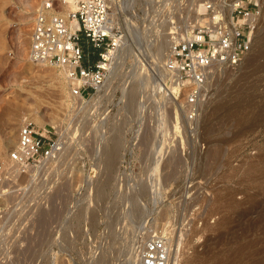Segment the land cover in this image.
<instances>
[{
    "label": "rangeland",
    "instance_id": "1",
    "mask_svg": "<svg viewBox=\"0 0 264 264\" xmlns=\"http://www.w3.org/2000/svg\"><path fill=\"white\" fill-rule=\"evenodd\" d=\"M41 1L0 0V141L11 132L15 147L25 118L59 129L63 149L47 174L0 185L19 188L0 194V264H126L153 233L170 239L169 264H264V0L250 54L214 71L192 122L157 47L204 0H107L123 45L83 103L57 69L27 59Z\"/></svg>",
    "mask_w": 264,
    "mask_h": 264
},
{
    "label": "built area",
    "instance_id": "2",
    "mask_svg": "<svg viewBox=\"0 0 264 264\" xmlns=\"http://www.w3.org/2000/svg\"><path fill=\"white\" fill-rule=\"evenodd\" d=\"M263 0H204L192 20L173 24L175 37L164 71L175 84L179 108L187 122L195 121L209 93L211 76L240 63L252 47L262 18ZM71 4L66 14L57 6ZM123 45V32L107 0H43L28 35L27 59L57 69L69 84L71 99L86 102L100 89ZM96 50L91 58L87 48ZM16 148L0 159V185L20 175L29 179L57 164L63 149L60 130L36 126L24 119L17 129ZM30 172V173H29ZM1 187L0 194L19 188ZM161 234L141 242L135 264H169L170 245Z\"/></svg>",
    "mask_w": 264,
    "mask_h": 264
},
{
    "label": "bare ground",
    "instance_id": "3",
    "mask_svg": "<svg viewBox=\"0 0 264 264\" xmlns=\"http://www.w3.org/2000/svg\"><path fill=\"white\" fill-rule=\"evenodd\" d=\"M134 1V0H133ZM130 4V3H129ZM60 8L62 9V13L63 14H66V12H67V10H69L72 6H71V4H67V3H65V4H62V3H60ZM125 6H126V3H125ZM11 9V8H10ZM167 38V37H166ZM171 44H172V41L171 40H167V41H165V43H163V44H160L159 45V43H158V47H157V52H158V59H160V61L162 60H166L167 59V57H168V54H169V50H170V47H171ZM253 44V43H252ZM264 47V46H263ZM251 50V49H250ZM119 51V50H118ZM248 54H250V53H248ZM245 58V57H244ZM243 58V59H244ZM250 58H248L247 60H249ZM161 63V62H160ZM162 64H163V62H162ZM161 66H163V65H161ZM112 69V71H113V69H115V67L114 68H111ZM161 70H162V67H161ZM110 72H111V70H110ZM110 72H109V74H110ZM165 74V73H164ZM164 74L162 73L161 74V79L163 80L164 79ZM109 76V75H108ZM156 82V90L155 91H157V89L158 88H160L161 89V87L162 86H160V84H161V81H160V79H159V81H157L156 79H154ZM170 83V82H169ZM154 84V83H153ZM163 85V84H162ZM153 86H155V85H153ZM133 88V86H131V88L130 89H128L127 91H126V93L128 94V95H130L131 94V92H132V90L134 89H132ZM136 88V87H135ZM153 88H155V87H153ZM167 88H169L170 90H174L173 88H174V86H173V83H170V85L168 86L167 85ZM138 89V88H137ZM137 89H135V90H137ZM163 89V88H162ZM134 91V90H133ZM167 91H168V89H167ZM136 93V92H135ZM165 93V92H164ZM168 96H170L169 94H168ZM167 98V97H166ZM169 98V97H168ZM129 100V102H130V99H128ZM133 100V99H132ZM168 100V99H167ZM128 102V101H127ZM128 102V103H129ZM56 112L57 111H55V112H53V117L54 116H57L56 115ZM37 114V113H36ZM35 114V115H36ZM33 116V120H35V122H37L38 124H41V119L38 117V116ZM52 115V114H51ZM52 117V116H51ZM55 118H57V117H55ZM25 118H23L22 119V121L24 120ZM54 119V118H53ZM21 121V122H22ZM55 121V120H54ZM49 122H52V119H51V121H49ZM50 124H52V123H50ZM43 127H48V126H46V125H43ZM13 136H12V133L11 132H6L5 134H4V136L2 137V139H1V141H0V151H5V150H7V149H14V148H16V147H14V145H13ZM117 140H115V139H113L112 140V144H111V146H113V145H117ZM119 145V144H118ZM163 145V144H162ZM158 146V145H157ZM102 147V154H103V156H104V161H105V163H106V165L108 166V164H111L112 162L111 161H113L114 159H111V154L113 153V151L111 150L112 149V147H104V146H101ZM116 147V146H115ZM161 147H163V146H161ZM115 149V148H114ZM118 149V148H117ZM157 151H158V149H157ZM158 152H160V150L158 151ZM160 154V153H159ZM113 156V155H112ZM114 158V157H113ZM156 159V161H154V171H157L158 170V165H159V160H158V158L156 157L155 158ZM111 162V163H110ZM110 167V166H109ZM102 175V174H101ZM167 240V242L169 243V245L171 244V242H170V239L169 238H167L166 239ZM141 242V241H140ZM138 244V243H137ZM171 246V245H170ZM140 247H141V243L139 244V245H136V246H133L132 248H131V251H132V253H131V258L133 257V259H129L128 261H125L126 262V264H135V262H136V260H137V257H138V255H139V251H140ZM175 253V251H174V249H171V251H170V258H169V260L172 258V255ZM107 263V262H106ZM105 263V264H106ZM124 263V262H123Z\"/></svg>",
    "mask_w": 264,
    "mask_h": 264
}]
</instances>
